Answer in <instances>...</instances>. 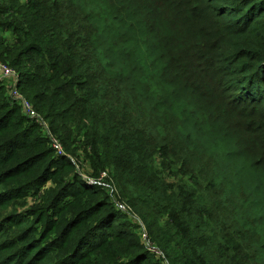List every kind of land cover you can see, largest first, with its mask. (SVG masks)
<instances>
[{"label":"trees","instance_id":"obj_1","mask_svg":"<svg viewBox=\"0 0 264 264\" xmlns=\"http://www.w3.org/2000/svg\"><path fill=\"white\" fill-rule=\"evenodd\" d=\"M0 62L17 69L18 92L48 122L63 154L27 155L25 149L41 143L31 138L38 126L9 121L18 103H9L0 89V184L38 163L36 184L51 177L62 194L74 184L65 200L67 224L80 220L85 231L73 240L64 227L53 241L44 239L54 227L41 238L26 228L0 236V264H264V141L251 147L236 131L237 118L249 114L264 134L256 109L264 108V0H0ZM165 117L177 124L176 141L168 140ZM77 129L82 150L90 151L86 179L100 178L108 166L114 170L122 200L143 220L160 254L143 244L112 196L75 172L70 156L77 152ZM20 150L27 156L20 154L16 164ZM201 158L210 166L208 190L221 196L218 208L228 210L220 222L196 193H178L155 177L161 176L156 159L165 168L181 167L192 180ZM8 194L0 188V209L10 207ZM61 196L57 192L45 211L46 222L57 218L53 207ZM5 220L14 227L0 233L19 230L15 218L2 217L0 225ZM218 224L231 228L223 230L224 242ZM208 228L214 236L202 234ZM96 232L100 240L81 256L84 237ZM208 242L219 244L220 254L208 253Z\"/></svg>","mask_w":264,"mask_h":264},{"label":"rangeland","instance_id":"obj_2","mask_svg":"<svg viewBox=\"0 0 264 264\" xmlns=\"http://www.w3.org/2000/svg\"><path fill=\"white\" fill-rule=\"evenodd\" d=\"M17 70V69H16ZM14 70V71H16ZM17 72V71H16ZM0 89L1 92H3L4 95V99H7L9 101V103H11L13 100L11 99V95L13 93V81H11L10 79H1L0 78ZM1 97V96H0ZM124 99H121V104L123 103ZM28 101V100H27ZM14 102V101H13ZM28 103L31 105V103L28 101ZM18 103V110L16 111V114L14 116H12V118L9 121H16V119H22L25 120L27 119L30 123H36L37 124V128H35L32 131V135L31 138H36L37 142H41L40 144L38 143L37 146H35V148H28L25 149V151L27 152V155L31 154L32 152H37L39 153L40 150L43 152L45 151H49L50 149H52V151L58 150L59 154L63 156L62 153V146L58 143L60 140L59 138H57L56 135H53V133L51 134L50 132L48 133L47 129H48V122L43 118V116H41L40 114H38V116L40 117L41 120H37L34 119H29V117L26 115V112L22 109L21 105ZM32 106V105H31ZM257 111L260 112L262 114L263 117V124L262 126H264V108L262 109V107L257 108ZM254 110V109H253ZM249 115V114H248ZM242 116L241 118H237L238 124H237V134L240 137V141L246 143L247 145H250L251 147H253L254 143H263L264 141V134L262 133V130H260V128H256L252 122L251 119L247 116ZM234 120V117L230 118V122ZM236 120V118H235ZM251 123H250V122ZM176 122L175 120L169 118V117H165V124H164V129L166 130L167 136H168V140H175L173 137V128L176 126ZM81 131V129H77L74 130V136L75 139L77 141L76 146L77 148V152L75 154V156H70L72 161H73V165L75 168V172L79 173L84 181H86V183L91 184V179H95L94 177H89L88 179H86V177H88L87 175L91 176V169L89 168V164L87 163L86 160V156L89 155L85 153L84 150H82V145H83V137L82 134L79 132ZM263 134V135H262ZM54 141L56 143H58V149H55L54 147ZM176 141V140H175ZM264 145V144H262ZM264 148V147H263ZM15 149V147H14ZM49 149V150H48ZM10 149L6 148L5 152H9ZM56 153V151H55ZM179 153V149L176 153V155ZM20 154H22L21 150L18 151L15 156H14V163H18L17 161L20 158ZM57 154V153H56ZM26 155V156H27ZM24 154H22V158L26 157ZM57 156V155H55ZM59 157V156H58ZM255 157V156H254ZM54 158V157H53ZM66 158H69L66 156ZM55 159V158H54ZM70 159V160H71ZM59 161L61 160H57L54 162V164H60ZM154 164L153 167H155L156 169H158L159 172H161V176L158 175V173L156 172L155 177L157 179H161L163 178L164 182L166 184H169V188H174L176 187V190L178 191V193L181 191L183 193H187L188 191H192L194 193H196L195 196H200L204 201V208L205 210H208L209 213H213V218L218 219V222H220L222 220V212L225 211L227 212L226 215L228 214V210H223L222 208H218L217 205L220 204V201H222L221 196L218 195L217 192L212 191V190H208V185H207V177L210 175V166L207 167V160L204 158L199 159V164L196 166V169H194V171L196 172V176L194 179H189V175L186 176L184 178L185 175H187V173L183 172V169H180L181 167L175 168V167H171V165H168V167H163L160 165V160H153ZM14 163H8L7 165L10 164H14ZM87 163V164H86ZM210 163V162H209ZM6 165V166H7ZM40 165L37 163L36 167H29V170L23 169L18 171V173L14 174L13 176H11L9 179H6L5 181H2V184H0V188H4V191H6V193H10L8 194L9 196H6V199H10L13 200L10 207L7 209L1 208L0 209V222H1V218L2 217H6V218H15V220L13 221H18V229L19 230H12L10 232L4 231L3 233H0L1 236V240L3 239H8L10 236L14 237L16 235V233L18 231H20L21 228H26L27 230H31V234L30 237H38L42 236L43 231H48L49 229H52L54 227V229L48 233L45 234V241H48V239H50L51 241H53V239H55L57 236L56 233L58 232L57 230H59L60 227H64L67 230V236L66 238H71L72 240L75 238H79L80 236H82V234L85 232L84 231V226L82 225V221L80 220H76L74 219L72 221V223H70V225H68L67 223L70 221L71 216L67 215L66 213L69 211V205L66 206V202L65 201L67 198V195H69L72 191H75L76 187L74 186V184L69 185L70 188L67 189L66 191H64V193L62 194V191L60 189V187H58L57 185H55V183H52V178L50 177L49 180H47L46 182H44V180H42L41 182L36 184L37 178L36 175L39 173H35V177H34V172H35V168H38ZM5 166H0V170H2ZM111 167L108 166L107 171H105V176L102 177L98 182L103 185H106V187H104L103 189L110 195V197L112 196V199L114 198V202L121 204L122 206L125 207L126 211L125 214L128 215L130 218H132V220H128L127 217L124 216H117L119 218V220L121 221V219H123L124 221L127 219L128 224H130L132 227L134 226V230L136 232V234L139 236V238H141V241L143 242L144 245H146L152 252L156 253V254H160L159 250L152 245L149 242V238L146 237V227H145V223L143 222V220H141L139 217L135 216L133 213V207H131L129 205V202H125L122 200L121 194L119 193V189L116 187V185H114L113 182V175H112V170ZM114 172V170H113ZM36 186V187H35ZM111 186H113V188H115V191L113 194H111V189H109ZM60 191V194L62 195L59 200L55 203V206L53 207V210H55V212H57V218L55 219V221H53L54 223H48L45 220V211L50 209L51 206V201L54 198V196L56 195L57 192ZM150 196L152 199H154L153 204H158L160 205V203L156 200V196L154 194V192H149ZM174 196L176 195V192L172 193ZM4 195V194H3ZM14 197V198H13ZM4 198V199H5ZM69 201L71 200V196H69ZM57 210V211H56ZM117 210H119L117 208ZM120 211V210H119ZM54 212V213H55ZM166 211H162L161 215H160V222H159V227L162 228L166 222L165 219V213ZM230 212V211H229ZM65 216V218H64ZM12 223V221H10ZM66 222V223H65ZM233 224V223H232ZM13 226V224H9V222H7L5 220V223L0 225V230H2V228L4 227H9ZM34 228V230H33ZM23 231V229H21ZM33 230V231H32ZM223 230H227V231H231V228H228L226 226H223L221 224H218V226H216V230L215 232L217 233V235H219V238L224 242V240L222 239V232ZM98 232L104 233L106 234L104 231V227H100L98 229ZM92 233L90 236H88L87 238L84 237V242L81 243V247L79 248V252L82 255H90V250L94 247V245L100 240V234L101 233ZM214 230H209V228L207 230H203L202 234L204 236H214ZM60 232L57 233V235ZM79 234V235H78ZM59 236V235H58ZM78 236V237H77ZM198 236H200V232L198 234ZM201 239L203 241L206 242V240H204L202 238V236H200ZM178 241V247L184 248L185 247V242L184 240L179 237ZM235 242H237V244L241 243L239 242V240H236ZM209 243V244H208ZM206 245V250L209 248L211 249H216L217 252L220 254V247L219 244H216V246L214 248H212V244L210 242H208ZM219 243V242H218ZM229 246V248H232V245L230 242L227 243ZM222 245V242H221ZM169 248L171 249H175V245L174 244H169L168 245ZM73 247L74 244H73ZM73 249V248H72ZM248 248H245L244 250V254L245 256L249 255L250 252H248L247 250ZM72 251V250H71ZM232 252V251H231ZM212 255L216 254L215 251L211 250V252H208ZM233 253L235 254V257L237 255V253H235V251H233ZM233 254V255H234ZM233 255H231V257L233 258ZM217 256H213L214 259H216ZM238 257V256H237ZM20 258H23L22 256H20ZM20 258H16L17 260H20ZM222 262H232V260L230 259H223L221 260ZM241 261V260H240ZM164 264H168L166 262H164ZM241 264H251L248 263L246 261V259H244V261H241Z\"/></svg>","mask_w":264,"mask_h":264},{"label":"built area","instance_id":"obj_3","mask_svg":"<svg viewBox=\"0 0 264 264\" xmlns=\"http://www.w3.org/2000/svg\"><path fill=\"white\" fill-rule=\"evenodd\" d=\"M0 78L1 79H10L11 81H13V93L11 95V99L14 101V102H17L21 105L22 109L26 112V115L29 117V119H36L37 120H41L40 117L38 116V114L35 112V110H33L32 106L28 103V101L26 100V98H24L19 92H18V89H17V85L19 84V75L17 74L16 71H14L12 68H10L8 65L4 64V63H1L0 62ZM54 147L55 149H58V143H56L54 141ZM58 151V150H56ZM105 174H103L100 178L98 179H91L89 178V180L91 181V184H88V186H97V187H101V188H104L106 187V185H103L102 183L100 184L98 181L104 177ZM109 189H111V194H113L115 191V188H113V186H111ZM114 199V198H113ZM116 203V202H115ZM117 205V208L125 213L124 211H126L125 207L122 206L121 204L119 203H116Z\"/></svg>","mask_w":264,"mask_h":264}]
</instances>
